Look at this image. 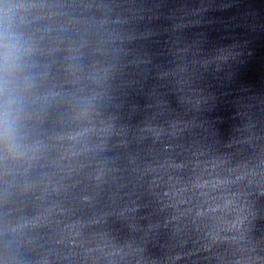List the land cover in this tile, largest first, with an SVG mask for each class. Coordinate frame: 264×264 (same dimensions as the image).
Wrapping results in <instances>:
<instances>
[{"label": "clouds", "instance_id": "9594fccd", "mask_svg": "<svg viewBox=\"0 0 264 264\" xmlns=\"http://www.w3.org/2000/svg\"><path fill=\"white\" fill-rule=\"evenodd\" d=\"M4 47L5 45L2 42V38H0V49H3ZM13 69L14 65L10 63V57L0 53V96L4 93L3 84L5 82V74L10 73ZM3 107V105H0V108ZM8 115L7 112L0 111V140H3L8 131H10V126H8Z\"/></svg>", "mask_w": 264, "mask_h": 264}]
</instances>
